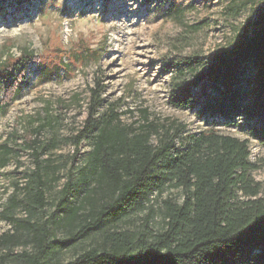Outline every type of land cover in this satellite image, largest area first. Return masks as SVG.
<instances>
[{
    "label": "rangeland",
    "instance_id": "1",
    "mask_svg": "<svg viewBox=\"0 0 264 264\" xmlns=\"http://www.w3.org/2000/svg\"><path fill=\"white\" fill-rule=\"evenodd\" d=\"M263 15L264 0H0V69L24 55L30 59L13 71L12 87L0 83V264H31L43 255L31 239L37 226L47 230L44 263L65 264L102 248L112 235L131 239L162 231L164 200L181 203L182 189L166 183L143 207L64 244L82 225L80 216L68 222L60 199L67 184L69 206L84 196L71 188L91 150L79 130L97 83L104 100L99 112L117 114L133 130L182 126L184 134L212 129L246 139L256 164L249 174L264 189L263 144L239 124L227 126L196 107L169 102L172 82L181 72L188 76L184 58H204L247 40ZM150 140L156 142L155 134ZM36 162L44 168L47 205L29 211L24 186Z\"/></svg>",
    "mask_w": 264,
    "mask_h": 264
},
{
    "label": "trees",
    "instance_id": "2",
    "mask_svg": "<svg viewBox=\"0 0 264 264\" xmlns=\"http://www.w3.org/2000/svg\"><path fill=\"white\" fill-rule=\"evenodd\" d=\"M23 57L10 69H0V83L14 85L13 71L25 69L30 60ZM181 66L188 76L181 72L172 82L171 105L196 107L200 115L227 126L239 124L264 145V15L247 40L204 58L186 57ZM101 91L98 83L90 89L87 118L79 130L91 150L71 189L84 196L69 206L67 184L60 199L68 222L82 219L79 233L64 244L121 212L143 207L166 183L180 187L184 196L179 204L164 200L162 231L131 239L112 235L102 248L87 249L65 264H264V189L249 174L256 164L249 159L248 141L212 129L184 134L182 126L174 132L160 133L152 124L133 130L117 114L99 112ZM259 167L264 171V158ZM27 177L25 207L42 210L47 201L40 162ZM35 228L31 239L44 255L47 230ZM43 255L30 263L46 264Z\"/></svg>",
    "mask_w": 264,
    "mask_h": 264
}]
</instances>
